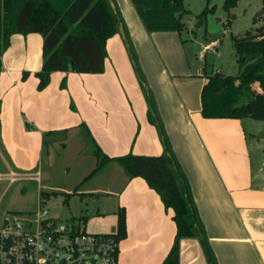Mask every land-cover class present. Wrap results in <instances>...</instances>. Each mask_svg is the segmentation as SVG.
<instances>
[{
    "label": "crops",
    "instance_id": "1",
    "mask_svg": "<svg viewBox=\"0 0 264 264\" xmlns=\"http://www.w3.org/2000/svg\"><path fill=\"white\" fill-rule=\"evenodd\" d=\"M114 3L127 28L122 24L107 41L110 58H105L100 74L53 72L46 88L38 91L34 74L42 64V38L11 35L0 58V182L6 183L0 191V222L9 213L31 210L24 203L8 209L4 195L18 181H36L33 175L39 171L34 169L47 136L53 135L47 132L64 130L62 135H67L83 128L91 146L96 144L110 158L127 153L159 156L166 153L159 125L186 178L215 264H264V171L254 168L253 134L246 131L244 119L203 118L200 91L206 78L201 72L190 75L173 33L148 34L129 0ZM123 30L139 55L149 92L146 99L134 81ZM163 41H174L172 49L179 59ZM68 98L75 108L67 105ZM148 104L155 110L156 123L150 120ZM19 170H27V176ZM10 172L17 175L12 183ZM123 174L113 180L109 175L88 190L92 196L114 197L109 208L114 220L105 233L115 230L114 213L125 210L126 236L118 242L117 264H160L174 238L172 212L142 178H130L124 169ZM178 264H209L197 237L180 240Z\"/></svg>",
    "mask_w": 264,
    "mask_h": 264
},
{
    "label": "trees",
    "instance_id": "2",
    "mask_svg": "<svg viewBox=\"0 0 264 264\" xmlns=\"http://www.w3.org/2000/svg\"><path fill=\"white\" fill-rule=\"evenodd\" d=\"M144 30L179 33L183 24V0H129ZM213 0H206V7L199 14L202 19L215 9L209 7ZM222 8L229 11L240 0H221ZM262 9L264 10V0ZM122 26L114 0H0V58L10 44L13 34H39L42 38V64L34 76L36 89L43 90L53 72L100 74L104 72L106 43ZM123 27V26H122ZM125 34V31L123 30ZM125 42L129 40L125 34ZM239 64L236 76L209 75L200 91V114L203 118L244 119L264 124V25L255 33L232 38ZM129 47V46H128ZM130 49V47H129ZM133 58V53L130 51ZM28 73L24 72L22 78ZM142 80V79H141ZM257 85L261 91H254ZM248 97L242 95V92ZM251 95H250V94ZM152 111L155 110L152 107ZM150 120L157 122V117ZM64 130H62L63 132ZM166 153L159 156L127 153L110 158L93 146L96 158L94 169L84 178L89 179L111 161L118 162L128 177L142 178L157 193L175 225L172 244L160 264H178L179 243L183 238L197 237L206 252L209 264H215L201 223L192 203L185 176L168 148L167 141L158 125ZM55 132H47L46 135ZM89 136L88 131H86ZM42 201L48 194H39ZM116 227L111 235L117 242L126 236L125 210L116 211Z\"/></svg>",
    "mask_w": 264,
    "mask_h": 264
},
{
    "label": "rangeland",
    "instance_id": "3",
    "mask_svg": "<svg viewBox=\"0 0 264 264\" xmlns=\"http://www.w3.org/2000/svg\"><path fill=\"white\" fill-rule=\"evenodd\" d=\"M182 5L186 11L181 17L183 28L179 33H171H173L174 39L177 40L179 51L187 59L190 75H193V72H201L205 78L216 73L224 76H236L239 72V64L232 38L242 37L247 32L255 33L258 28L264 25V10L262 9L261 0H240L229 11L223 10L221 0H213L208 6L214 5V11L206 14L202 19H199L198 16L206 7V0H183ZM117 10L120 15L118 7ZM258 11L263 12L260 14L258 21H255L254 16ZM120 18L122 22L121 15ZM122 24L126 30L125 21ZM128 40L129 45L128 43L125 44L126 56L131 65L134 81L141 90L143 98L146 99L149 92L138 59L139 55L133 42L130 39ZM163 42L170 54L173 55L172 57L176 56L179 59L172 49L176 46L174 41L173 43ZM212 42L215 44L211 48L204 49L206 44L210 45ZM153 43L151 44L155 50L158 46L155 42ZM128 46L133 53V58ZM106 55L107 59L110 58L109 52ZM167 74L170 75L168 70ZM255 87L257 86L253 85L251 89L254 90ZM242 95L244 98L248 96L245 91L242 92ZM68 104L75 108L71 98H68ZM148 106L152 112V117H154L152 107L149 104ZM243 123L246 131L253 134L251 144L254 168L257 171L261 167L264 171L263 122L244 118ZM62 134V132L56 131L53 135L47 136L49 138L46 139L41 151L40 164L36 165L37 167L35 166L34 169L39 171L40 181L26 179L12 184L5 192L3 206L7 205L8 209L14 210L18 208L20 203H24L26 206H31V210H35L38 194H48L49 197L44 201L43 207L48 210L51 218L59 222L73 218L75 225H78L80 229H84L85 232L105 233L106 228L111 223L110 221L114 220L111 211H109L114 197H108L107 195L92 196L89 195L88 190L94 188L98 183H102V180L106 177L112 176L111 179L113 180L117 177V174L119 176L120 173L124 175L123 168L116 162L106 164L94 174L93 178L82 182L83 178L95 167L96 159L91 153L93 147L89 136L83 128L70 131L67 135ZM113 168H116L117 171ZM19 172L25 176L28 173L27 170H19ZM0 184L1 191L6 183L0 182ZM21 187L24 188L22 193L20 191ZM115 213L114 216L116 217ZM2 216L3 214L0 211V219Z\"/></svg>",
    "mask_w": 264,
    "mask_h": 264
},
{
    "label": "built area",
    "instance_id": "4",
    "mask_svg": "<svg viewBox=\"0 0 264 264\" xmlns=\"http://www.w3.org/2000/svg\"><path fill=\"white\" fill-rule=\"evenodd\" d=\"M12 183L17 175L7 176ZM40 181V173L33 175ZM37 199L36 209L9 213L0 222V264H117L118 242L109 233H88L49 216Z\"/></svg>",
    "mask_w": 264,
    "mask_h": 264
},
{
    "label": "water",
    "instance_id": "5",
    "mask_svg": "<svg viewBox=\"0 0 264 264\" xmlns=\"http://www.w3.org/2000/svg\"><path fill=\"white\" fill-rule=\"evenodd\" d=\"M262 12H263V11H258V12L255 14V16H254V20H255V21H258L259 16H260V14H262ZM199 25H200V24H199ZM128 50L130 51L129 47H128ZM219 75H222V74H220V73H216V74H215V76H219Z\"/></svg>",
    "mask_w": 264,
    "mask_h": 264
}]
</instances>
